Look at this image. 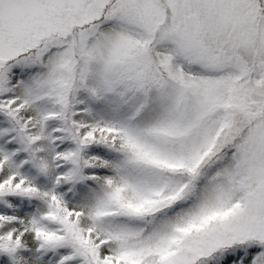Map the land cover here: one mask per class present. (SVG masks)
<instances>
[{
  "label": "snow or ice",
  "instance_id": "1",
  "mask_svg": "<svg viewBox=\"0 0 264 264\" xmlns=\"http://www.w3.org/2000/svg\"><path fill=\"white\" fill-rule=\"evenodd\" d=\"M0 264H264V0H0Z\"/></svg>",
  "mask_w": 264,
  "mask_h": 264
}]
</instances>
